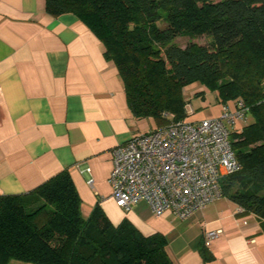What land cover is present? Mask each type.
I'll return each instance as SVG.
<instances>
[{
	"label": "trees",
	"instance_id": "1",
	"mask_svg": "<svg viewBox=\"0 0 264 264\" xmlns=\"http://www.w3.org/2000/svg\"><path fill=\"white\" fill-rule=\"evenodd\" d=\"M45 10L73 13L96 35L136 118L183 119L182 90L195 80L220 103L241 99L251 120L232 132L241 167L221 179V194L264 224V0H45ZM181 36L207 44L182 47ZM81 203L68 170L0 194V264H173L161 233L114 225L99 205L84 217Z\"/></svg>",
	"mask_w": 264,
	"mask_h": 264
},
{
	"label": "crops",
	"instance_id": "2",
	"mask_svg": "<svg viewBox=\"0 0 264 264\" xmlns=\"http://www.w3.org/2000/svg\"><path fill=\"white\" fill-rule=\"evenodd\" d=\"M103 50L73 13L52 16L45 0H0V194L29 192L68 170L84 217L99 205L114 225L127 219L143 235L161 233L173 264H264V224L226 196L185 219L155 215L142 200L128 209L115 202L112 150L142 133L143 118L128 108ZM21 263L31 264L9 262Z\"/></svg>",
	"mask_w": 264,
	"mask_h": 264
},
{
	"label": "built area",
	"instance_id": "3",
	"mask_svg": "<svg viewBox=\"0 0 264 264\" xmlns=\"http://www.w3.org/2000/svg\"><path fill=\"white\" fill-rule=\"evenodd\" d=\"M184 108L186 116L192 114L186 103ZM246 111L236 99L232 105L221 103L220 114L211 119L175 120L172 113L162 112L163 124L113 148L109 182L115 202L128 209L142 200L155 215L170 211L185 219L220 198L221 179L241 167L231 135L246 123ZM220 233L204 231V243Z\"/></svg>",
	"mask_w": 264,
	"mask_h": 264
},
{
	"label": "rangeland",
	"instance_id": "4",
	"mask_svg": "<svg viewBox=\"0 0 264 264\" xmlns=\"http://www.w3.org/2000/svg\"><path fill=\"white\" fill-rule=\"evenodd\" d=\"M175 42L184 47L189 42H195L201 45L207 44L206 36H199L193 39L181 36L175 39ZM187 108L192 110V114L186 117L187 121H198L203 119L215 118L220 114L221 107L217 100L216 92L199 80L186 84L182 90ZM232 105V101H228ZM247 122L251 120L250 115L246 116ZM159 124L153 118H143L140 123L141 132H145L150 128L157 127ZM23 264V263H21Z\"/></svg>",
	"mask_w": 264,
	"mask_h": 264
}]
</instances>
